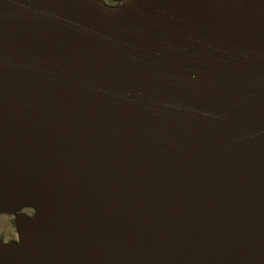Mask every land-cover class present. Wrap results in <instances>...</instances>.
<instances>
[{"label": "water", "instance_id": "water-1", "mask_svg": "<svg viewBox=\"0 0 264 264\" xmlns=\"http://www.w3.org/2000/svg\"><path fill=\"white\" fill-rule=\"evenodd\" d=\"M0 264H264V0H0Z\"/></svg>", "mask_w": 264, "mask_h": 264}, {"label": "rangeland", "instance_id": "rangeland-1", "mask_svg": "<svg viewBox=\"0 0 264 264\" xmlns=\"http://www.w3.org/2000/svg\"><path fill=\"white\" fill-rule=\"evenodd\" d=\"M123 1L126 0H104L108 5H115ZM27 205L32 206L37 211L32 202L25 201L12 211L0 213V243L12 242L15 238L17 235L16 220L30 210Z\"/></svg>", "mask_w": 264, "mask_h": 264}, {"label": "flooded vegetation", "instance_id": "flooded-vegetation-1", "mask_svg": "<svg viewBox=\"0 0 264 264\" xmlns=\"http://www.w3.org/2000/svg\"><path fill=\"white\" fill-rule=\"evenodd\" d=\"M27 207L30 209L28 212H26L24 214V216H32L36 213V210H34V208L30 205H27ZM17 240V235L15 236V238L12 240V242L16 241Z\"/></svg>", "mask_w": 264, "mask_h": 264}]
</instances>
